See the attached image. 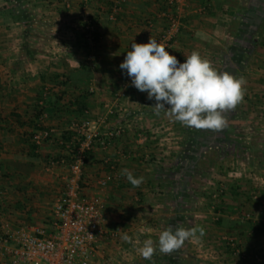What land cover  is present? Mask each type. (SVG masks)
Wrapping results in <instances>:
<instances>
[{"label": "crops", "instance_id": "obj_1", "mask_svg": "<svg viewBox=\"0 0 264 264\" xmlns=\"http://www.w3.org/2000/svg\"><path fill=\"white\" fill-rule=\"evenodd\" d=\"M225 1L186 0L178 36L166 48L180 63L198 51L218 71L246 81L244 101L225 114L227 127L211 131L156 115L154 99L125 86L119 65L133 42L156 40L168 0H0V233L6 222L54 228L52 209L71 160L61 139L90 119L102 135L122 130L106 146L95 143L84 165L82 190L105 202L91 264H253L235 249L250 253L264 245V45L236 72L238 51L222 39L235 13L254 0ZM87 13L94 45L81 31ZM41 126L52 136L36 146L32 137ZM124 168L143 183L134 188ZM170 226L205 232L144 260L135 240L158 246Z\"/></svg>", "mask_w": 264, "mask_h": 264}, {"label": "built area", "instance_id": "obj_2", "mask_svg": "<svg viewBox=\"0 0 264 264\" xmlns=\"http://www.w3.org/2000/svg\"><path fill=\"white\" fill-rule=\"evenodd\" d=\"M168 1L169 9L164 12L167 24L156 38L166 48L171 47L178 36L182 25V11L187 4L186 0ZM81 23L85 41L94 45L97 35L93 18L88 13L84 14ZM125 86H132L127 74ZM95 123L90 119H83L71 128L76 134L72 135L70 142L61 139V143L71 145L67 150L71 154V160L63 191L52 209L55 217L54 228L48 229L39 224L12 228L6 222L4 231L0 233V257L4 264H91L104 232L105 202L101 196L88 195L82 190L85 152L92 149L95 143L106 146L111 138L122 131L121 128L109 129L102 135L93 129ZM51 136L52 129L45 127L33 134V141L41 144ZM65 161L63 157L53 160L52 163ZM113 164L112 168L115 167ZM99 184L105 187L107 181L101 180ZM235 253L243 258L248 255L241 248H236ZM250 258L254 264H264V248L250 254Z\"/></svg>", "mask_w": 264, "mask_h": 264}, {"label": "clouds", "instance_id": "obj_3", "mask_svg": "<svg viewBox=\"0 0 264 264\" xmlns=\"http://www.w3.org/2000/svg\"><path fill=\"white\" fill-rule=\"evenodd\" d=\"M185 57L180 63L163 43L150 37L147 43L133 42L119 67L126 71L132 86L146 92L147 99L155 100L151 108L156 115L164 112L181 125L196 130L222 131L228 125L225 114L244 101L246 81L227 71H218L198 51ZM121 175L134 188L144 180L142 176L135 177L127 168L121 170ZM204 232L201 226L177 227L175 231L170 226L160 232L158 246L152 239H136L135 244L142 245L137 249L140 256L152 261L157 251L169 255L195 238L197 233L203 236ZM122 239L133 242L127 234Z\"/></svg>", "mask_w": 264, "mask_h": 264}, {"label": "trees", "instance_id": "obj_4", "mask_svg": "<svg viewBox=\"0 0 264 264\" xmlns=\"http://www.w3.org/2000/svg\"><path fill=\"white\" fill-rule=\"evenodd\" d=\"M225 2L232 3V0H227ZM235 5H237L238 8L241 7L237 3H235ZM181 22H182V18H181ZM263 38H264V0H254L252 6L246 9L241 7L239 12L235 13L234 17L230 20L228 24V27L226 29V35L222 39V44L224 47L230 45L232 46V48L238 51L237 52L238 56L235 58V60L237 61L236 72L239 73L244 69V65H245L244 62L247 61V56H249L256 47L258 46L260 47L261 45H264V43L261 40ZM228 68L229 67H227V69ZM228 72L233 74L234 76L236 75V73L233 72L232 70L231 71L229 70ZM43 128L45 127L41 126L39 129H43ZM193 132H196V130H193ZM75 134L76 132L73 131L66 135H63V140L65 142H70L72 135L75 136ZM35 145L37 146L36 143ZM36 146H34V148H36ZM67 147L70 148L71 145L69 144V146ZM90 150H87L85 152L84 163L87 161V156ZM262 222L264 225V220ZM257 250L250 253L248 252L249 254L247 255V257L250 254L252 255ZM131 264H142V263L133 262ZM149 264H153V262H150Z\"/></svg>", "mask_w": 264, "mask_h": 264}, {"label": "rangeland", "instance_id": "obj_5", "mask_svg": "<svg viewBox=\"0 0 264 264\" xmlns=\"http://www.w3.org/2000/svg\"><path fill=\"white\" fill-rule=\"evenodd\" d=\"M226 48H227V47H226ZM259 49H260V47L258 46V47H256V48L254 49V51L256 50V53L258 54V52H260ZM254 51H253V52H254ZM260 53H261V52H260ZM261 54H262V53H261ZM47 160H48V159H47ZM49 161L51 162V160H49ZM84 165H85V164H84ZM84 169H85V168L83 167V170H84ZM68 172H69V171H67L66 175L68 174ZM1 190H3V189H1ZM247 219H249V217H247ZM1 222H2V221H1ZM262 248H264V245H263V247H261V249H262ZM259 249H260V248H259ZM253 264H254V263H253Z\"/></svg>", "mask_w": 264, "mask_h": 264}]
</instances>
